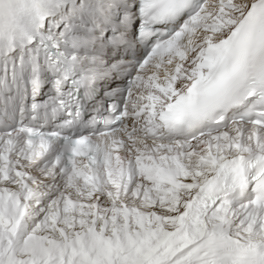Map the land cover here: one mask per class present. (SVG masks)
<instances>
[{"label":"snow or ice","instance_id":"obj_1","mask_svg":"<svg viewBox=\"0 0 264 264\" xmlns=\"http://www.w3.org/2000/svg\"><path fill=\"white\" fill-rule=\"evenodd\" d=\"M0 264H264V0H0Z\"/></svg>","mask_w":264,"mask_h":264}]
</instances>
